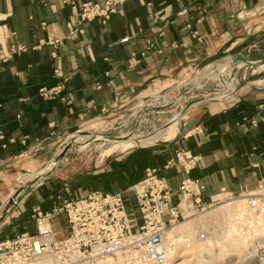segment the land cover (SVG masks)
Instances as JSON below:
<instances>
[{
	"label": "crops",
	"instance_id": "1",
	"mask_svg": "<svg viewBox=\"0 0 264 264\" xmlns=\"http://www.w3.org/2000/svg\"><path fill=\"white\" fill-rule=\"evenodd\" d=\"M70 20L76 17L63 0H0V55L13 44L27 47L0 61V212L28 175L29 181L34 179L4 218L1 241L20 232L35 233L37 205L52 211L101 191L121 192L131 208L136 205L132 187L149 168L168 180L173 205L186 177L201 181L208 203L264 185V84L227 100L190 106L176 136L147 147L144 163L135 151L71 174L59 168L69 152L56 162L72 136L84 131V123L116 122L136 101L170 91L181 77L225 53L263 44L264 0H128L108 22L95 20L84 33L68 37ZM48 39L62 43L54 46ZM54 51L64 77L55 74ZM58 86L62 88L55 97L41 93ZM180 149L200 157L189 172L176 160ZM51 222L57 238L68 233L63 213Z\"/></svg>",
	"mask_w": 264,
	"mask_h": 264
},
{
	"label": "built area",
	"instance_id": "2",
	"mask_svg": "<svg viewBox=\"0 0 264 264\" xmlns=\"http://www.w3.org/2000/svg\"><path fill=\"white\" fill-rule=\"evenodd\" d=\"M127 1L89 0L78 4L73 0H63L71 6L72 14L76 17L75 21L67 23L68 37L84 33L86 26L95 20L108 22L113 14L123 12V5ZM46 43L57 46L62 41L48 39ZM254 47L259 45L254 44ZM26 50L24 45L13 44L7 54L0 55V61ZM52 54L56 60L55 74L64 77L60 56L55 51ZM207 66L210 71L215 65ZM61 88H42L41 93L46 97H55ZM225 92L226 96L231 94L230 90ZM224 95L220 97H226ZM215 99L211 96L208 101ZM102 111L105 112L106 108ZM256 122L252 120L254 125ZM2 140L0 133V143ZM176 160L189 172L199 164L200 157L180 149L176 153ZM132 189L135 209L126 205L121 192L101 191L66 201L52 211L34 206L35 233L20 232L0 241V264H97L107 258L121 259L123 264H168L170 252L178 246L171 233L177 227L178 212L183 216L179 208L181 203L203 210L216 201L212 199L208 203L203 196L201 181L186 177L179 186V201L173 205L168 180L160 176L156 169L150 168L146 171L145 179L133 185ZM239 197L242 211L237 223L242 235L248 238L245 232L248 225L258 228L256 221L264 216V185ZM61 213L67 218L69 230L64 237L57 238L51 221Z\"/></svg>",
	"mask_w": 264,
	"mask_h": 264
},
{
	"label": "rangeland",
	"instance_id": "3",
	"mask_svg": "<svg viewBox=\"0 0 264 264\" xmlns=\"http://www.w3.org/2000/svg\"><path fill=\"white\" fill-rule=\"evenodd\" d=\"M230 56L262 60L264 59V43L259 45V47H254L251 44L247 45L244 50L238 51L234 49L225 53L221 59L211 63V65L215 66L220 65L218 68L216 67L213 71L209 72L208 66H205L198 73L187 74L181 77L170 91L153 93L147 99L136 101L130 109L118 115L116 122L94 120L88 121L80 127V130H88V128L93 126L94 129L91 131L110 138L122 135L121 139H128V136L132 135V139L137 142L142 138L153 139L155 143L152 145L143 146L138 143L136 146L125 151L107 154V146L110 143L106 142L105 145L103 143H91L90 145L89 141L94 139L92 135L84 137L81 143L78 144L76 139L81 134L79 131L68 141L67 145H69V149L67 152L69 153L65 157L63 156V163L59 168L66 174L91 170L101 167L108 157L126 154L130 151H135L137 159L144 163L147 161V147L172 140L163 141L161 137L154 138L153 135L148 133L153 132L155 127H159L160 129L162 124L175 115L180 114L182 109L187 108L196 101L207 102L211 96L216 97L215 100L218 101L227 100L243 93L248 88L264 84V65L256 67L251 64H245L240 67H234L231 75L229 71L231 70L230 65L233 63V60L221 65ZM220 70L221 72H219ZM209 73L216 75L215 77H211ZM229 81L234 85L233 88H225V85ZM225 90H230L231 94L226 97H220L221 91ZM158 96H163V98H159ZM141 101H144L145 106H143L140 112V117L137 118L133 113L141 104ZM181 120L179 121L178 131ZM162 131L160 129L159 132ZM142 134L149 135V138ZM47 166L41 169L43 170ZM233 199H240V197L221 195L217 200L215 199L214 203L207 205L203 210H197L191 205H188L187 211L180 209L183 216L178 212L177 226L179 227L176 230H179L182 234V236L179 235L178 237H186L189 239V242L181 238L179 249L182 255L177 258L178 262L186 258L191 260L189 264H264V228L262 226H258L257 224L258 228H255L248 225V230L246 229L245 231L248 233V238L245 239L247 240L245 247H243L245 234L241 235V237L235 232L228 237L229 225L231 223L235 224L234 217L237 212L235 205L238 203L226 205L224 208L219 207L231 202ZM182 207L185 206L182 205ZM131 208L135 209L136 205H132ZM235 225L240 228L239 223L236 222ZM5 229L8 231L11 227ZM100 262L105 264H113V262L115 264H123L121 259L113 258H107Z\"/></svg>",
	"mask_w": 264,
	"mask_h": 264
},
{
	"label": "bare ground",
	"instance_id": "4",
	"mask_svg": "<svg viewBox=\"0 0 264 264\" xmlns=\"http://www.w3.org/2000/svg\"><path fill=\"white\" fill-rule=\"evenodd\" d=\"M245 64H251V65L256 66V67L264 65V64H261V60H251V59H248V58L233 57V63H231V65H230V69L231 70L229 71V73L232 75L234 67H240L241 65H245ZM219 72H221V70ZM215 75L216 74L209 73V76H211V77H215ZM228 87L229 88L230 87L231 88L234 87L232 82H230V81L227 82V84L225 85V88H228ZM225 93H226L225 91H221L220 94L224 95ZM227 95H229V94H227ZM224 96H226V95H224ZM158 97L162 98L163 96H161V97L158 96ZM199 102L200 101L193 102L190 106L196 105ZM143 106H145L144 105V101L143 102L141 101V104L135 110L133 115L136 116L137 118L140 117V115H141L140 112H141ZM184 115H185V113H184V109H183L180 114L175 115L173 118H171L166 123L162 124V126H160V129L163 130L162 132H159L160 131L159 127H155L154 126L155 127L154 131L153 132H149L148 134L153 135L154 138L161 137L163 139V141H168V140L173 139L176 136L177 132H178L179 119H181ZM80 132H81V134L78 135V137L76 139V142L81 141L86 136L92 135V136H94V139H91L89 141L90 145H91V143H96V144L103 143V145H105L106 142H108V144L110 143L109 146H107L108 147V150L106 152L107 154H110V153L116 152V151H125V150H127V149H129V148H131L133 146H136L138 143L142 144L143 146H149V145H152L153 143H155V141L153 139H143V138L140 141L137 142L134 139H132V137H133L132 135H129L128 139H121L122 135L110 138V137L103 136V135H101V134H99L97 132H93L91 130H84V132H86V133H83L82 131H80ZM142 135L143 136H147V138H149V135H147V134H142ZM119 139H121V140H119ZM113 140H117V141H113ZM53 165H55V162L49 163V165L45 169L39 171L40 174H45L47 171H49L51 169V167ZM30 177H31V175H28L25 178V180L23 181L22 184H24L27 181H29ZM14 195H16V192L13 193L11 196H14ZM215 199L217 200L218 198H215ZM232 203H238L237 205H235V208H236L237 212H236V215L234 217V221H235L234 223L236 224L237 218H238L239 214H241V211H242V205H241V200L240 199H233V200H231V202L225 203L224 205H221L219 208H224L226 205H231ZM182 205H184L185 207H182ZM179 208L182 209V210L187 211L188 205H187V203L182 202L181 205L179 206ZM256 222H257L258 226H262V228H264V216L259 217ZM235 224L233 225L231 223L229 225L228 237L230 235H232L233 233H235V232L238 233L240 236L242 235L241 229L238 228V226L235 225ZM178 227L179 226H177L174 229L175 231H172V233H171V236H173V238L177 237L175 240H176V242H178V246L172 252H170V254H169L170 261H169L168 264H189L190 261H191L189 259L185 258V259H183L180 262H178V260H177V258L182 255L181 251L179 249L180 241L182 239H184L185 241L189 242V239L186 238V237H184V238L178 237L179 235L182 236V234L179 232V230H176ZM246 238L247 237L243 238L244 241L242 240L243 241V247H245V245L247 243L246 242L247 240H245ZM240 241H241V238H240ZM98 264H105V263L99 262ZM107 264H109V263H107ZM113 264H115V263L113 262Z\"/></svg>",
	"mask_w": 264,
	"mask_h": 264
},
{
	"label": "water",
	"instance_id": "5",
	"mask_svg": "<svg viewBox=\"0 0 264 264\" xmlns=\"http://www.w3.org/2000/svg\"><path fill=\"white\" fill-rule=\"evenodd\" d=\"M261 64H264V59L261 60ZM190 107V105L184 109V111H186L188 108ZM69 149V145H67L63 151L58 155L56 162H59L63 156L65 155V153L68 151ZM34 183V179L27 181L26 183H24L17 191H16V195L11 196L10 199L8 200V202L6 203V205L4 206V209L0 215V227L2 225V222L4 220V218L6 217V215L8 214L9 210L16 204V202L18 201L19 197L21 196L22 192H24L26 189H28L32 184Z\"/></svg>",
	"mask_w": 264,
	"mask_h": 264
}]
</instances>
